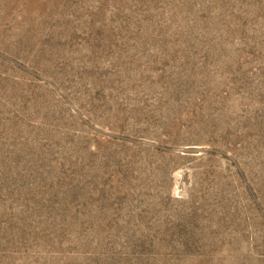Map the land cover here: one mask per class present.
<instances>
[{
	"label": "rangeland",
	"instance_id": "374dc122",
	"mask_svg": "<svg viewBox=\"0 0 264 264\" xmlns=\"http://www.w3.org/2000/svg\"><path fill=\"white\" fill-rule=\"evenodd\" d=\"M0 264H264V0H0Z\"/></svg>",
	"mask_w": 264,
	"mask_h": 264
}]
</instances>
